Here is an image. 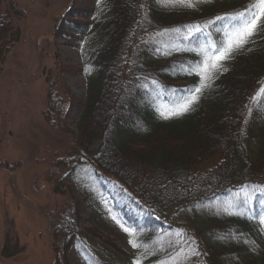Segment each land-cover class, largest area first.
Listing matches in <instances>:
<instances>
[{
	"label": "trees",
	"instance_id": "trees-1",
	"mask_svg": "<svg viewBox=\"0 0 264 264\" xmlns=\"http://www.w3.org/2000/svg\"><path fill=\"white\" fill-rule=\"evenodd\" d=\"M250 1L200 0L183 8L105 0L80 52L84 99L54 111L64 121L65 113L77 110V136L62 149L59 171L34 174L53 195L64 193L63 183L71 185L87 210V218L70 208L50 214L37 234L50 250L43 256L47 264H67L56 259L67 250L83 264H264L258 228L264 215V27L220 62L189 111L160 114L199 85L200 78L182 66L202 59L197 51L209 37L224 39L229 21L216 17L243 11ZM3 2L0 47L16 40L11 22L21 16L14 6L2 10ZM84 10L68 9L58 21L55 32L63 42L83 33L78 20L92 17L82 16ZM195 25L203 33L183 39ZM12 159L1 153L0 169ZM100 194L114 201L113 216L98 206ZM247 195L254 199L245 203ZM105 234L126 243L133 255L105 243Z\"/></svg>",
	"mask_w": 264,
	"mask_h": 264
},
{
	"label": "rangeland",
	"instance_id": "rangeland-1",
	"mask_svg": "<svg viewBox=\"0 0 264 264\" xmlns=\"http://www.w3.org/2000/svg\"><path fill=\"white\" fill-rule=\"evenodd\" d=\"M4 1L2 10L14 6L21 16L13 17L11 22L16 40L0 47V154L5 152L13 158L0 169V264H47L43 256L50 250L40 243L37 234L47 227L50 214L70 208L71 213L77 210L87 218V210L71 185L63 183L60 190L65 189L64 193L53 195L49 189H41L34 174H38L37 170L44 175L59 171L62 149L77 136V110L65 113L64 121L54 111L58 105L65 110L71 102L84 99L80 52L84 37L105 9V0ZM77 6L85 9L82 16L89 12L92 17L78 20L85 27L83 33L78 40L65 43L55 27L68 9ZM50 93L59 104L50 101ZM261 113L264 120V106ZM47 118L55 122L53 127ZM41 164L49 169H37ZM97 201L110 214L114 201L105 194H100ZM119 225L127 227L121 221ZM258 228L264 233L260 222ZM113 232L126 238L121 232ZM104 237L105 243H115L133 255L122 240L111 234ZM56 259L59 263L83 264L73 250L61 252Z\"/></svg>",
	"mask_w": 264,
	"mask_h": 264
},
{
	"label": "snow or ice",
	"instance_id": "snow-or-ice-1",
	"mask_svg": "<svg viewBox=\"0 0 264 264\" xmlns=\"http://www.w3.org/2000/svg\"><path fill=\"white\" fill-rule=\"evenodd\" d=\"M156 2L164 7L192 8L195 6V3L200 2V0H156ZM262 19H264V0H253L245 10L236 12L230 16L216 17L217 21H229L223 29L224 39L214 42L209 37L208 43L199 46V50L197 51V55L201 56L202 59L192 64L182 66V70L186 71L189 75L194 74L200 78L199 85L189 91L184 100L178 101L170 113L166 114L165 112H161V116L168 118L169 115H181L189 111L192 105L198 101L199 94L202 90L209 86L207 82L212 78V74L220 69V62L227 60L233 51L243 47V45L248 42L249 38L253 37L258 30L264 27L261 23ZM207 27L208 25H204V28ZM177 31H179V29H177ZM218 31L220 30L218 29ZM202 33L203 28L201 26H189L187 35L183 37V39L188 40L190 37L195 38L196 35ZM261 92H264V88L261 89ZM260 194L264 196V188H261ZM252 199H254L253 196L247 195L244 198V202L248 203ZM234 206H236L234 203H229L228 208ZM228 208H226L225 211H227ZM259 222L264 225V215L259 217ZM121 226L123 231L128 233L129 236L133 234L129 228L123 225ZM129 244L133 248L139 247V244L131 239L129 240ZM136 264H141V262L138 260Z\"/></svg>",
	"mask_w": 264,
	"mask_h": 264
}]
</instances>
